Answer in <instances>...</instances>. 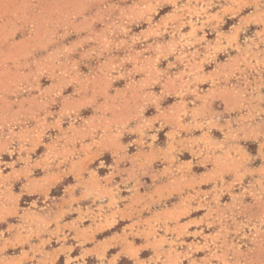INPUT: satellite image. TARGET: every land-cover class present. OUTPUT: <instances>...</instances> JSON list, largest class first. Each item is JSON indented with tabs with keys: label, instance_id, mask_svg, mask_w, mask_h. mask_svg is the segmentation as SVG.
<instances>
[{
	"label": "rangeland",
	"instance_id": "obj_1",
	"mask_svg": "<svg viewBox=\"0 0 264 264\" xmlns=\"http://www.w3.org/2000/svg\"><path fill=\"white\" fill-rule=\"evenodd\" d=\"M0 264H264V0H0Z\"/></svg>",
	"mask_w": 264,
	"mask_h": 264
}]
</instances>
